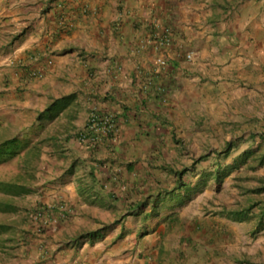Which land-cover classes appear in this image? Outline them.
I'll use <instances>...</instances> for the list:
<instances>
[{
	"label": "crops",
	"instance_id": "1",
	"mask_svg": "<svg viewBox=\"0 0 264 264\" xmlns=\"http://www.w3.org/2000/svg\"><path fill=\"white\" fill-rule=\"evenodd\" d=\"M244 1L0 0V38L13 21L24 32L0 51V132L33 163L20 197L43 211L44 231L33 224L25 238L39 248L36 264L43 254L52 264H262L232 254L233 225L252 211L237 221L225 208L212 220L198 210L200 194L227 177L180 203V185L203 172L180 170L184 148L209 158L221 154L211 152L219 134L224 155L238 144L226 135L230 107L247 95L242 69L264 43V11ZM55 100L65 107L45 114ZM92 110L117 120L103 145L80 140Z\"/></svg>",
	"mask_w": 264,
	"mask_h": 264
},
{
	"label": "rangeland",
	"instance_id": "2",
	"mask_svg": "<svg viewBox=\"0 0 264 264\" xmlns=\"http://www.w3.org/2000/svg\"><path fill=\"white\" fill-rule=\"evenodd\" d=\"M250 1L257 4V10L262 11L263 9L264 11V5H261V0ZM32 7L33 8L28 11L37 12V7L35 5H32ZM248 12H250L249 8ZM262 13L259 14L262 16ZM35 18H33V20ZM257 21L258 24L261 23L258 19ZM15 24L16 22L13 21L12 23L5 25L2 30L5 32L4 40L3 38H0V40L4 42H0L1 44H4L0 45V51L2 53H8L7 50L12 46V44L9 45V43H12L11 41L14 36L19 34V31L14 28ZM6 45L7 47H5ZM249 50L250 49L248 48V52ZM242 74H246L247 76V90L243 91L242 94L247 95H242V103L237 100L233 103V106L230 107L233 113V118L231 120L232 123L227 126V128L230 127V129L226 133V135L232 137L231 140L238 141L237 146L232 151L233 155L226 156L222 153L225 151L227 144L222 141V138H220L222 134H219L218 140L220 145L216 148H211V152H220L221 154L212 155L207 158L205 157L204 148L197 149L185 147L184 149L187 151L184 152V157L182 159L186 160L180 162V170L190 168L191 170H196V172H202L214 168L219 162H221L220 165L222 166L232 165L238 154H242L245 150L251 147L254 148V150H259V154L264 151V43L258 45V58L247 62L242 69ZM4 94L7 93H5V90L0 86V95ZM246 103L247 105L243 106ZM241 127H244V129H241ZM10 134L11 132L6 130L1 131L0 141L3 140L2 137ZM217 159H219L218 162ZM252 163L254 162L250 160L248 161V164H242L243 166L237 171L232 172L225 180V183L221 186L217 185L215 189L212 190V188H210L201 193V199L198 202L200 205L198 210L203 217L206 216L204 219L212 220L214 214L211 215V213L215 212L216 214L223 208L229 210L239 209L246 208L252 204H258L252 209V218L248 220V222H241L240 224H238L239 222L234 223L233 226H236V228L235 230L233 229L231 237L232 254H257L256 256L258 260L264 264V229L255 236L252 234L259 222L258 215L260 214L262 203H264V193L260 195L249 191L252 188L260 186L259 179L264 178V165L255 170H251L248 168V165ZM19 171L18 160L7 161L0 164V182H14L11 184L16 186L15 189L23 190L24 188L19 187L16 182ZM191 173H193V171H191ZM187 176L190 177V175ZM27 179L29 178L27 177ZM188 179H185V177L183 178L184 182H187ZM197 179L198 178H196V180ZM21 181L23 182V185L27 182L26 178ZM21 193L22 192L19 191V195L13 197L14 194L6 193L0 189V208H3L1 210H5H0V264L37 263V251H39L37 249L39 248L36 244V248L34 247V244H32L34 239H32L31 236L30 241L25 240V238H28V234H30L28 233L29 228L33 225L31 214L34 208H31V206L27 207L28 204L25 202L27 197H20ZM15 194H17V190H15ZM27 201L29 202L30 200L27 199ZM13 206H16L15 210H13ZM220 216L221 215H218L217 217L223 219V216ZM46 246V244H42L40 248L41 251H48V249L45 248ZM43 257L46 258V260L44 262L41 261L42 264H52V261H54L50 256L48 257L45 254H43ZM64 260L65 258L63 257L56 261L61 262Z\"/></svg>",
	"mask_w": 264,
	"mask_h": 264
},
{
	"label": "trees",
	"instance_id": "3",
	"mask_svg": "<svg viewBox=\"0 0 264 264\" xmlns=\"http://www.w3.org/2000/svg\"><path fill=\"white\" fill-rule=\"evenodd\" d=\"M57 17H60V15H58ZM23 35H24V32H21V34L14 36L13 40L17 41ZM13 40L11 41L12 43L14 42ZM5 47H7V45ZM59 102L60 101L55 100V102L53 104H51L48 107V109L46 110V112H44V113L45 114L51 113L50 115H56L55 113H58L60 109L65 107V104L57 105ZM54 105L56 107H54ZM53 111L55 113H52ZM44 113H42V115ZM15 142H16V138L0 142V164H3L7 161H12V160H18L19 161L18 157H20L21 153L18 152V149L14 146ZM34 152L35 151L33 150L30 154H32ZM258 152H259V150H248V151L244 152L236 160L235 166L243 164V163L248 164V161H250V160H252L255 163V164L252 163V164L248 165V168L251 170H255L258 167L264 165V151L260 154ZM18 168L20 169V171L17 175L18 178H17L16 182H17V185L19 187L24 188L23 190L15 189L16 186L11 184L14 182H6V181H3V183L0 182V189L6 193L14 194L13 197H15L16 195H19L18 194L19 191L22 193L24 191H26V187L23 185L21 180H24L26 178V181H27V177L29 179L31 177H33V174H32L33 173L32 172L33 171L32 170L33 163L31 162V160H29V159L27 160L25 158H24V161L20 160L18 162ZM231 169H232V167H230V166H224L223 167L219 164L217 166V168L214 170H204L200 174L199 180L195 183L194 186H191L188 184H185L183 186L180 185V203H181V200H183L185 197L190 195V192H192V191H195V192L196 191H203L211 181H216L217 183H222L225 180V178L230 175ZM259 182H260V186H258L257 188H252L249 191L254 193V194H260V195L263 194L264 193V178L259 179ZM15 190H17V194H15ZM257 205L258 204H252V205L247 206L246 208H239V209H230V210L226 209V210H224V213L229 215V217H231L237 221H244L250 216L252 209ZM1 209H3V208H0V210ZM15 209H16V206H13V210H15ZM158 210L155 209L153 214L158 216V213H159ZM1 211H5V210H1ZM258 218H259V222H258L256 228L254 229L255 235L257 233L263 231V229H264V203H262V206L260 208V214L258 215ZM0 233H1V229H0ZM103 235H104V229H101V230L89 232L86 235L83 234L80 236V239L83 240L85 237H88L89 240L93 242L96 239L102 238Z\"/></svg>",
	"mask_w": 264,
	"mask_h": 264
},
{
	"label": "built area",
	"instance_id": "4",
	"mask_svg": "<svg viewBox=\"0 0 264 264\" xmlns=\"http://www.w3.org/2000/svg\"><path fill=\"white\" fill-rule=\"evenodd\" d=\"M164 43L169 44V39H165ZM186 58L191 60L193 58V53H187ZM160 63L162 66L166 65L165 60H162ZM117 128V120L113 114L92 110L88 119L87 127L84 133L81 134L80 140L84 143L90 144L91 146L103 145L109 141V138L114 137V133H116ZM33 217L35 220H42L43 213L41 211H37ZM36 228L39 233L44 230L42 223H37Z\"/></svg>",
	"mask_w": 264,
	"mask_h": 264
},
{
	"label": "clouds",
	"instance_id": "5",
	"mask_svg": "<svg viewBox=\"0 0 264 264\" xmlns=\"http://www.w3.org/2000/svg\"><path fill=\"white\" fill-rule=\"evenodd\" d=\"M37 211H41L42 213H43V211L42 210H40L39 208H35L33 211H32V214H31V219H32V221H33V224H35V230L37 231V228H36V226H37V223H42V225L44 224L43 223V220H44V217H43V219L42 220H35L34 219V217H33V215L37 212ZM43 229H45V227L43 226ZM44 231V230H43ZM42 231V232H43ZM41 232V233H42ZM39 233V232H38Z\"/></svg>",
	"mask_w": 264,
	"mask_h": 264
}]
</instances>
